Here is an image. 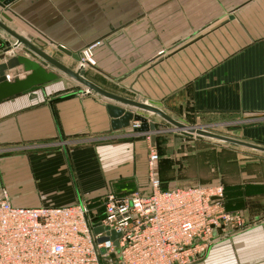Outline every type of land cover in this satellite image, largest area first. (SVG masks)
Returning a JSON list of instances; mask_svg holds the SVG:
<instances>
[{
    "label": "crops",
    "instance_id": "crops-1",
    "mask_svg": "<svg viewBox=\"0 0 264 264\" xmlns=\"http://www.w3.org/2000/svg\"><path fill=\"white\" fill-rule=\"evenodd\" d=\"M6 1L0 18L8 15L2 20L29 40L78 55L101 40L93 60L95 71L107 76L104 85L96 83L102 88L181 121L243 117L240 123L248 124L236 126L233 137L264 145V0ZM4 41L13 42L0 29V49ZM17 53L29 55L19 46L0 63ZM18 71L24 73L17 66L5 74ZM54 81L0 101V189L21 207L96 202L107 191H133L125 183L132 177L137 186L143 178L149 139L133 133L132 120L112 129L109 101L81 91L55 93ZM243 157L264 162L261 152ZM248 175L223 189L224 208L242 212L247 226L219 238L193 264H264V172Z\"/></svg>",
    "mask_w": 264,
    "mask_h": 264
},
{
    "label": "built area",
    "instance_id": "built-area-1",
    "mask_svg": "<svg viewBox=\"0 0 264 264\" xmlns=\"http://www.w3.org/2000/svg\"><path fill=\"white\" fill-rule=\"evenodd\" d=\"M98 44L83 49L79 65L94 64ZM158 160L150 141L147 188L107 191L96 202L14 206L1 188L0 264H193L219 237L246 227L241 212L224 208L219 184L162 188Z\"/></svg>",
    "mask_w": 264,
    "mask_h": 264
},
{
    "label": "rangeland",
    "instance_id": "rangeland-1",
    "mask_svg": "<svg viewBox=\"0 0 264 264\" xmlns=\"http://www.w3.org/2000/svg\"><path fill=\"white\" fill-rule=\"evenodd\" d=\"M97 42L99 43L98 46L102 45L101 40H98ZM56 45L57 44L51 45L46 43L43 45V47L46 49V51L54 54L56 51ZM63 56L58 59L70 68L75 69L79 65L76 61L74 62L73 60H65L67 58H63ZM79 57H81V52ZM43 65L46 66L48 70H53L51 66L45 63ZM95 67L96 66L94 64L84 65L82 74L94 81V83L99 82L104 85L108 81L107 76L98 70L97 71L99 73L95 71ZM118 73L120 74L121 72ZM23 75L24 73H21L20 71L15 72V77H23ZM53 83H56L58 87V90H56L55 93L72 91L80 92L84 89V87L62 73H58V78ZM174 118L176 119V117ZM239 118L240 117L234 118L232 116H228L221 123H211L212 120L210 118L208 121L210 123H202V121L197 122L195 121V117L185 118L187 121H185V119L184 121L179 119L177 120L187 125L204 126L212 132L218 134L233 136L232 132L235 131L234 129L236 126L240 127L246 126V124H248L240 123L244 118ZM156 119H158V121L161 123L157 128L169 129L156 133L155 140L159 152V160L156 167L157 174L164 186H168L169 184L176 186L219 184L224 189V185L227 183H232L237 180L240 181L250 179L248 177L250 172L256 170H258L260 173L264 172V162L261 161L258 164H252L250 162L255 161L256 157H243L246 155H260V152L252 151L244 147H236L230 146L228 144L217 143L208 138L200 137L194 133H188L184 130H175L170 128V125L159 117ZM235 121H238L239 123H235ZM140 158L141 157H139V159ZM146 160L147 157H144V165L146 164ZM146 170L147 165L146 167L144 166L142 170L143 178L137 186L132 184V177L125 183V187L128 191L141 189L147 185V175L145 174ZM240 175L242 178H240ZM242 215L247 226L246 216L244 214ZM222 237L226 236H221L219 238Z\"/></svg>",
    "mask_w": 264,
    "mask_h": 264
},
{
    "label": "water",
    "instance_id": "water-1",
    "mask_svg": "<svg viewBox=\"0 0 264 264\" xmlns=\"http://www.w3.org/2000/svg\"><path fill=\"white\" fill-rule=\"evenodd\" d=\"M6 4V0H0L1 7ZM1 17L6 21L10 20V17L4 12L1 13ZM2 19L0 18V29L4 31L13 40V42L4 41L2 43L0 56L6 54L10 50L18 48L19 46L24 47L29 55L22 53L12 54V56H10L6 61L0 63V101L18 95L33 87L41 86L54 81L58 78V73H62L84 87V89L81 90L82 93L90 92L110 102L107 105V110L112 117L111 126L114 130L126 128L129 126L131 120L138 121L139 126L133 129V133H141L142 138H145L146 134H150L151 144H155L156 133L163 132V130H169L157 128L156 123L149 121L145 115L125 110L122 107L114 105L116 103L143 112L147 115L157 116L168 123L170 128L175 130H184L188 133H194L200 137L208 138L217 143L244 147L252 151L264 153V145L245 141L233 136L218 134L212 132L204 126L187 125L171 117L162 109L147 101H139L137 98L133 99L125 97L102 88L82 74V65H78L75 69H72L58 59L63 55H66L70 56L76 62H79L80 57L77 53L66 49L62 45H56V51L54 54H51L44 49L42 44L23 37L10 28ZM44 63L51 66L53 70H48L47 67L43 65ZM17 66L22 67L24 71L23 77L13 76L11 79H7L5 71L13 69ZM99 231L100 228H94V233H98Z\"/></svg>",
    "mask_w": 264,
    "mask_h": 264
},
{
    "label": "trees",
    "instance_id": "trees-1",
    "mask_svg": "<svg viewBox=\"0 0 264 264\" xmlns=\"http://www.w3.org/2000/svg\"><path fill=\"white\" fill-rule=\"evenodd\" d=\"M34 88V87H33ZM66 96V95H65Z\"/></svg>",
    "mask_w": 264,
    "mask_h": 264
}]
</instances>
